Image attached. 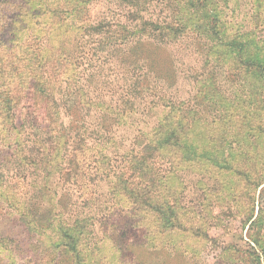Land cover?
I'll return each mask as SVG.
<instances>
[{
  "label": "trees",
  "instance_id": "16d2710c",
  "mask_svg": "<svg viewBox=\"0 0 264 264\" xmlns=\"http://www.w3.org/2000/svg\"><path fill=\"white\" fill-rule=\"evenodd\" d=\"M100 1L101 10L90 14L92 4ZM263 2H252L255 25L264 22L258 12ZM213 3L0 0V217H16L32 238L28 247L36 252L26 255L23 264H57L59 257H67L70 264H98L89 257L94 247L99 253L100 247L104 249L98 245L104 234L102 220L115 202L130 205L137 213L155 214L157 227L167 221L162 218L167 203L161 200V179L163 164L171 160L163 150L166 145L175 148L178 140L183 144L175 150L185 147L186 127L162 126L158 121L147 134L141 129L122 134L118 129L122 115L136 102L150 108L160 102L181 116L207 110L199 91L194 98L200 108L188 104L194 100V70L186 83L190 88L181 87V62L191 53L199 57L201 68L212 54L235 49L236 56L257 62V49L260 53L264 45L254 31H227L222 10ZM143 12L149 16L144 18ZM16 15H29L35 37L15 41L11 27ZM39 38L43 41L35 48ZM47 41L49 45L41 47ZM248 45L253 52L247 51ZM115 67L125 76H119ZM209 73L216 76L214 70ZM93 82L112 90L103 96L92 94ZM27 105L31 111L19 123L18 115ZM168 113L164 120L171 119ZM263 192L264 186L257 200L259 218ZM182 194L183 190L180 201ZM134 227L126 226L119 235V250L127 254L134 251L128 239L139 234ZM45 229L54 233L50 245L42 240ZM140 238L145 246L138 263L159 264L156 259L164 246ZM259 247L264 262V244ZM261 257L252 261L262 264ZM11 264L20 263L12 259Z\"/></svg>",
  "mask_w": 264,
  "mask_h": 264
},
{
  "label": "rangeland",
  "instance_id": "374dc122",
  "mask_svg": "<svg viewBox=\"0 0 264 264\" xmlns=\"http://www.w3.org/2000/svg\"><path fill=\"white\" fill-rule=\"evenodd\" d=\"M213 1L214 8L222 10L227 31H254L259 44L264 45V22L255 25L251 19L253 0ZM103 4L101 1L92 4L90 14L101 10ZM258 12L260 20L264 19V2ZM143 13L144 18L149 16L147 12ZM11 32L18 42L36 36L30 27L29 15H16ZM39 41L43 40L37 39L33 45L35 48ZM48 45L49 41L41 47ZM246 48L248 52H253L251 45ZM237 51L212 54L209 63L204 62L202 68L196 54L191 53L181 60L182 72L178 74L181 87L190 88L186 83L194 70V78L191 76L193 98L197 91L205 95L206 111H191L181 116L179 110L169 111V107L162 106L157 99H151L159 104L150 108L144 107L147 106L146 102H136L122 115L123 126L118 129L122 134L131 135L136 129L147 134L159 121L162 126H185L188 141L185 147L178 150L175 148L183 144L179 140L175 148L164 146V156L171 160V163L163 164L161 179V200L167 203L162 206L165 210L162 218L167 221L163 219L157 227L155 214L137 213L130 205L115 202L102 220L100 234H104L98 245L104 251L100 247L99 253L94 247L90 260L98 264H139L138 260L143 259L144 252L141 249L145 246L140 238L142 236L147 241L164 246V252L156 259L159 264H256V261H252L253 257H261L259 244H264V192L260 218L257 200L264 186L259 185L264 181V50L259 53L257 49V62L236 56ZM202 54L205 61L206 55ZM219 64L221 68H218ZM114 69L117 73L122 72L120 67ZM210 70H214L216 76L211 77ZM119 76L125 75L119 73ZM95 85L97 87H90L92 94L101 92L103 96V92L106 94L112 90L111 87ZM196 98L188 101V104L200 108ZM28 107L19 113V123L31 111ZM167 113L171 119L164 120ZM67 119L64 118V122ZM36 122L37 119L34 120ZM101 147L105 152L104 145L101 144ZM104 189L109 191L107 187ZM168 205H173L172 209H168ZM189 209L191 215L188 214ZM57 210L62 218L61 209ZM131 224L139 234L135 235L137 238L128 239V246L134 251L127 254L119 250V235L127 231L125 227ZM44 231L42 240L50 245L54 233L51 229ZM31 241L32 238L16 217H0V253L3 258L0 264H11L12 259L20 264L25 263L26 255H34L35 248L28 247ZM92 246L95 245L90 241ZM57 262L70 264L67 257H59ZM261 262L264 264L262 257ZM144 264L150 263L146 261Z\"/></svg>",
  "mask_w": 264,
  "mask_h": 264
}]
</instances>
